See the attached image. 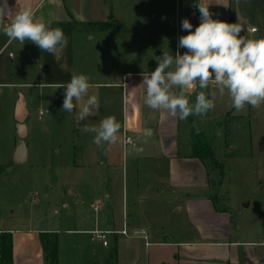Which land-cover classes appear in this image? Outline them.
Returning a JSON list of instances; mask_svg holds the SVG:
<instances>
[{
  "label": "rangeland",
  "instance_id": "374dc122",
  "mask_svg": "<svg viewBox=\"0 0 264 264\" xmlns=\"http://www.w3.org/2000/svg\"><path fill=\"white\" fill-rule=\"evenodd\" d=\"M237 1L242 3L246 14L244 26L256 25L258 17L255 13L264 1L234 0L235 5ZM196 5L193 0H108L102 3L99 16L94 18L99 22L77 21L74 24V58H68L65 65L68 78L73 73H85L92 81L107 78L106 75L117 71L121 74L128 69H154L155 57L161 55L162 50L177 51L178 38L187 31L181 28V20L189 19L193 28L200 23ZM86 13L83 2L76 19H89ZM248 32L244 35L249 36ZM179 51L183 53L185 49ZM45 81L21 87L16 94L4 92L2 98L0 230L10 233L15 264H44L43 240L50 247L56 241V264H83L92 259L89 245L95 246L96 242L91 239L90 232L81 230L92 225L101 213L105 215L108 207L118 209L121 206L125 189L121 166L108 181L103 179L101 184L94 183L90 167H87L95 157L90 137L74 130L71 112L61 109L63 88ZM197 88L216 93L212 110L201 117L192 115L196 120L200 119L199 125L207 133H194L196 142L204 144L203 154L211 170V187L205 193L213 195L214 206H227L230 211L226 217L229 234L225 237L262 241L264 113L248 117L245 111L243 116L232 118L224 112L230 103L227 93L220 96L211 83L206 89ZM20 94L27 110V159L18 164L12 156L17 141L14 110ZM187 94L190 102L195 100L194 92ZM44 109L48 111L39 116L38 111ZM136 145L142 147L137 140ZM124 149L127 159L122 170L127 164L130 171L134 170V166L131 169L133 157L142 152L132 151L129 144ZM199 151L202 153V148ZM213 159L218 164L213 163ZM132 190L134 188H128L129 207ZM194 190L202 192L198 188ZM106 194L109 198H105ZM98 197L104 205L102 211L91 206V203L98 205L94 202ZM180 198L179 202L165 198L154 202L153 198L149 203L159 209L166 228L172 227L171 219H177L180 234L189 237L191 227L201 225V222L194 224L195 221L189 220L187 223L186 206L183 197ZM192 208L198 214L204 212L198 201L192 203ZM210 223L217 227L224 225L218 220ZM256 248L261 249L264 257V245L257 244ZM110 249L109 246L102 250L108 253Z\"/></svg>",
  "mask_w": 264,
  "mask_h": 264
},
{
  "label": "crops",
  "instance_id": "0c3cea01",
  "mask_svg": "<svg viewBox=\"0 0 264 264\" xmlns=\"http://www.w3.org/2000/svg\"><path fill=\"white\" fill-rule=\"evenodd\" d=\"M106 1L108 0H42V2L16 0L13 5L14 10L26 5L35 7L40 4L37 15L51 21L53 27L62 28L68 43L66 47L52 55L40 50L30 41H25L22 46L18 41L8 43V38L0 34V48L7 44L4 52L0 53V113L4 92L16 94L21 87L43 84L37 83L43 80H46V84L54 85L69 80L65 65L68 58H74L72 49L74 24L77 21L99 22L94 18L99 16V7H102V3ZM83 2L89 18L87 20L76 19L80 16ZM200 2L201 0H193V5ZM209 2L212 3L209 5V10L214 18L243 23L246 14L240 1H237V9L234 0H209ZM9 3L13 4V0H9ZM259 7L255 13L258 23L246 26L249 36L252 34L256 37H264V2ZM250 28H255L256 31L252 32ZM9 52H15V55L9 56ZM156 63L157 61L154 60L155 65ZM149 70L151 69H128L121 74L117 71L115 74L112 72L106 75L107 78L90 81L92 87L89 89V94H98L100 108L95 116L80 121V125L76 123V114L82 101H74L77 108L70 113L73 129L90 137L94 148V162L87 166L90 167L94 183L101 184L103 179L108 181L121 166L123 188H125L118 209L108 207L105 215L101 213L92 225L84 227L85 229L81 231L119 230L125 222L127 235L118 232L109 234L110 238L106 246L91 238L96 242L95 246L89 245L92 259L83 264L108 262L113 264H263L262 251L256 248L261 241L241 239L238 236L234 239L225 237L227 233L229 234L226 217L230 211L227 206L222 208L214 206L213 195L208 194L212 182L211 170L203 154V142H196L194 137L195 132L202 135L206 133L199 125L200 119L196 120L190 115L180 121L168 115L163 109L154 110L143 103L141 73ZM188 92H194L196 95L199 90L196 87L192 91L187 90ZM231 111L236 110L229 103L224 108V112L229 113L232 118L243 116L245 111L249 117L254 113H264V104L258 108L246 105L236 113ZM107 115H114L121 123V129L116 142L105 143L98 147L93 143V134L82 131L81 126L98 123ZM180 123L183 124L181 128ZM124 134L130 136L135 144L136 140L139 141L143 149L142 153L139 152L140 155H134L135 161L131 167L132 169L134 166V170L131 171L128 164L124 165L125 168L122 170L123 162L127 159L124 148L128 145L122 141ZM199 148H202V153H199ZM128 188H134L131 207L128 206ZM194 188L201 189L202 192L195 191ZM109 196L106 194L105 198ZM180 197H183L186 206L187 223L189 220L195 221L194 224L196 221L201 222V225L196 224L197 226L191 224L194 227H191L189 237L180 234L177 219H171L172 227L166 228L159 209L149 203L153 198L154 202L160 198L179 202ZM195 201L201 203L204 209L201 214L196 213L192 208V203ZM94 202L98 204L97 211H102L104 205L100 197ZM211 220L223 221L224 225L217 227L210 223ZM109 246L110 251L103 252L102 249H107ZM117 250L120 253L119 262ZM13 264H15L14 257Z\"/></svg>",
  "mask_w": 264,
  "mask_h": 264
},
{
  "label": "clouds",
  "instance_id": "9594fccd",
  "mask_svg": "<svg viewBox=\"0 0 264 264\" xmlns=\"http://www.w3.org/2000/svg\"><path fill=\"white\" fill-rule=\"evenodd\" d=\"M9 0H0V34L8 43L25 41L35 43L42 51L55 55L67 46L64 30L53 27L51 21L37 15L40 4L13 9ZM42 2V0H41ZM209 0L197 3L200 23L194 28L189 19L181 20L177 51L162 50L156 56L154 69L143 71V103L154 110H165L170 116L183 121L190 115L203 116L215 107L216 93L199 91L190 102L188 89H206L210 83L220 96L227 93L230 106L236 111L250 105L258 108L264 104V37L246 36L243 23L227 22L214 18L209 10ZM255 32L256 29H251ZM7 44L0 48L3 53ZM185 49L183 53L179 49ZM15 52H9L14 56ZM64 90L61 109L72 112L77 108L74 101H82L76 114V123L95 116L100 108L98 94H89L92 87L89 75L73 73L71 78L58 84ZM82 131L93 134V143L98 147L114 143L118 139L121 123L114 115H107L98 123L84 124ZM131 150L141 152L131 138L126 141Z\"/></svg>",
  "mask_w": 264,
  "mask_h": 264
},
{
  "label": "water",
  "instance_id": "95a60500",
  "mask_svg": "<svg viewBox=\"0 0 264 264\" xmlns=\"http://www.w3.org/2000/svg\"><path fill=\"white\" fill-rule=\"evenodd\" d=\"M26 113L27 110L25 108V101L23 96L20 94L14 110L17 141L12 156L13 161L18 164L25 162L27 159V146L25 143V137L27 135V126L25 123Z\"/></svg>",
  "mask_w": 264,
  "mask_h": 264
},
{
  "label": "trees",
  "instance_id": "16d2710c",
  "mask_svg": "<svg viewBox=\"0 0 264 264\" xmlns=\"http://www.w3.org/2000/svg\"><path fill=\"white\" fill-rule=\"evenodd\" d=\"M213 163L218 164V162L213 159ZM221 172L223 171L220 168ZM43 251H44V264H56V241L50 246H47L46 241L43 240ZM51 248V249H50ZM0 264H13V246L11 242L10 233L0 230ZM107 264H113L108 262Z\"/></svg>",
  "mask_w": 264,
  "mask_h": 264
},
{
  "label": "built area",
  "instance_id": "2783aa9c",
  "mask_svg": "<svg viewBox=\"0 0 264 264\" xmlns=\"http://www.w3.org/2000/svg\"><path fill=\"white\" fill-rule=\"evenodd\" d=\"M251 29H255V28H250ZM190 91L194 90V89H188ZM48 110L47 109H44V110H39L38 111V115L41 116L43 114H45ZM128 138H131L130 136L128 135H123V138H122V141L124 144H127V139ZM132 140V138H131ZM134 142V140H132ZM135 143V142H134ZM93 209L94 210H97L98 209V206L97 205H93ZM113 232H118V233H121V234H124V235H127V227H126V223L124 222L123 225H122V228L119 229V230H111V229H93L90 231L91 233V238L92 239H96L98 240L102 245L106 246L108 244V235L113 233ZM261 244L264 245V239L260 242Z\"/></svg>",
  "mask_w": 264,
  "mask_h": 264
}]
</instances>
